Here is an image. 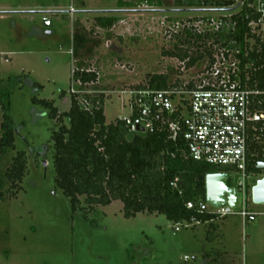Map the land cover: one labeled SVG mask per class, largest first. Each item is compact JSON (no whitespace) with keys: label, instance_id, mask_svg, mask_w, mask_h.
I'll use <instances>...</instances> for the list:
<instances>
[{"label":"rangeland","instance_id":"rangeland-1","mask_svg":"<svg viewBox=\"0 0 264 264\" xmlns=\"http://www.w3.org/2000/svg\"><path fill=\"white\" fill-rule=\"evenodd\" d=\"M175 1L0 0V79L11 78L1 88L10 91L15 128V147L0 154V264L222 263L214 254L202 255L203 250L216 255L226 250L225 264H264V204H254L250 195L249 209L263 214L247 224L233 214L214 219L212 227L175 231L176 224L162 214L126 218L120 200L86 213L81 197L85 209L73 213L70 200L55 185L51 133L59 123L34 99L53 101L61 113L70 108L71 89L102 94L105 120L111 123L130 114L122 93L147 86L153 75L165 74L178 85L196 83L208 59L188 67V58L182 57L187 46L178 38L188 27L214 31L233 11ZM98 15L116 16V22L110 29L100 28L94 21ZM43 17L51 26H44ZM75 25L84 27L87 37L78 52ZM256 33L264 39V23ZM78 63L97 73L95 84L71 80ZM18 151L26 155L27 174L13 197L5 171ZM253 182V177L247 179L248 192ZM222 229L226 243L221 235L212 242L213 231L221 234Z\"/></svg>","mask_w":264,"mask_h":264},{"label":"trees","instance_id":"trees-1","mask_svg":"<svg viewBox=\"0 0 264 264\" xmlns=\"http://www.w3.org/2000/svg\"><path fill=\"white\" fill-rule=\"evenodd\" d=\"M175 3L233 11L221 19L214 31L198 32L193 27L183 30V37L178 39L187 46L182 57L188 58V67L204 58L208 59L206 68L210 67L218 48L238 51L240 85L264 91V39L256 33L257 27L249 26L252 20L258 19L256 14L234 5L233 0H176ZM94 21L96 26L110 29L116 16L98 15ZM72 38L74 51L84 48L87 44L85 28L75 25ZM191 48L195 49L188 53ZM78 64L73 67L71 80L80 86L95 84L97 73L84 70ZM10 79H0V154L15 147L10 91L1 88ZM173 86L178 84L170 83L167 75L160 74L149 77L147 86L143 87L166 89ZM193 86L194 83L190 82L186 88ZM34 102L44 106L49 117L59 123L51 133L54 182L70 200L73 213L85 209L83 204L88 207L85 209L87 213L96 206L120 200L126 218L137 213L162 214L175 224L192 217L201 222L215 219L211 214L188 209L186 202L205 201L206 175L221 170L190 159L184 151V143L172 141L166 130L131 134L119 119L106 123L105 97L90 91L70 92V108L61 113L53 101L34 99ZM251 169L254 170L255 166ZM26 174V155L18 151L5 171L10 188L15 189L13 197L21 189L20 183Z\"/></svg>","mask_w":264,"mask_h":264},{"label":"built area","instance_id":"built-area-1","mask_svg":"<svg viewBox=\"0 0 264 264\" xmlns=\"http://www.w3.org/2000/svg\"><path fill=\"white\" fill-rule=\"evenodd\" d=\"M233 1L234 5L258 16L249 26L263 25L264 0ZM42 22L45 27L51 26L47 17H43ZM237 54L238 51L225 48L215 49L214 62L202 71L192 88L178 85L166 89L137 87L124 91L122 94L127 96L130 114L117 119L124 122L131 134L164 129L172 141L184 143V151L193 161L239 175L236 207L213 206L205 201H188L186 207L197 213L211 214L215 219L238 214L244 223H248L263 214L250 210L248 201L251 187L257 180L264 179V169L256 167L259 162H264V91L240 85ZM71 92L79 93L74 89ZM252 166H255L254 170ZM249 177L254 178L250 192ZM199 223L201 221L192 217L176 223L175 230Z\"/></svg>","mask_w":264,"mask_h":264},{"label":"water","instance_id":"water-1","mask_svg":"<svg viewBox=\"0 0 264 264\" xmlns=\"http://www.w3.org/2000/svg\"><path fill=\"white\" fill-rule=\"evenodd\" d=\"M257 169H264V162L257 164ZM239 175L216 172L205 177V202L209 205H238ZM251 197L254 204H264V179H259L251 187Z\"/></svg>","mask_w":264,"mask_h":264},{"label":"crops","instance_id":"crops-1","mask_svg":"<svg viewBox=\"0 0 264 264\" xmlns=\"http://www.w3.org/2000/svg\"><path fill=\"white\" fill-rule=\"evenodd\" d=\"M52 24V23H51ZM73 54V53H72ZM221 172V171H220ZM223 172V171H222ZM213 220L214 219H212V220H210V221H205V222H201V223H199V224H195V225H193L194 227L196 226V225H200V224H209L211 227L213 226ZM244 223V222H243ZM227 224V222H224L223 223V225L222 226H225ZM247 224V223H246ZM214 228V227H213ZM176 231V230H175ZM179 231V230H178ZM218 235L220 236H222L221 237V239H222V243L223 244H225L226 243V230L225 229H222V231H221V234H216L214 231H213V233H212V235H211V240H212V242H215V239H217V237H218ZM225 247V246H224ZM228 252L225 250L224 252H219L218 251V255H216L214 252H210V251H205V250H203V252H202V255H204V256H206L207 254H214V257L213 258H216L217 257V260L218 261H222V263L221 264H225V260H224V258H225V256H226V254H227ZM210 257V256H209ZM227 264V263H226Z\"/></svg>","mask_w":264,"mask_h":264}]
</instances>
